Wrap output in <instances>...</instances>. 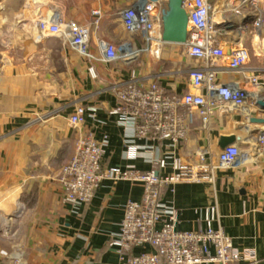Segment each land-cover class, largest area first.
Wrapping results in <instances>:
<instances>
[{
	"label": "crops",
	"instance_id": "0c3cea01",
	"mask_svg": "<svg viewBox=\"0 0 264 264\" xmlns=\"http://www.w3.org/2000/svg\"><path fill=\"white\" fill-rule=\"evenodd\" d=\"M134 1L0 0V264H120L112 243L119 237L126 203L139 202L142 188L103 181L89 203H65L57 176L71 160L79 135L106 137L104 169L167 175L171 156L196 162L208 145L216 155L220 137L235 136L245 147L249 136L260 134L256 129L264 131L246 121L264 119L249 106L232 119L214 115L209 131L194 116L187 142L175 152L135 139L132 126L110 114L117 106L116 87L128 79L123 65L84 59L56 38L35 42L34 16L38 10L47 14L55 9L82 25L90 21L92 10L100 9L106 17L97 36L114 43L133 40L109 15ZM3 61L9 64L3 66ZM198 65L184 59L180 46L164 44L159 55L143 54L138 75L179 95L188 88L187 69ZM246 73L253 74L249 69ZM218 78L224 83L241 80L228 71ZM79 106L87 109L86 119L73 128L67 119ZM149 146L155 158L166 160L165 168L147 159ZM129 147L137 148L139 157L130 159ZM160 201L174 209L179 231L204 228L208 209L217 207L212 226L245 253L239 264H264V149L235 168L218 171L213 184L166 185ZM153 252L150 246L135 247L127 257Z\"/></svg>",
	"mask_w": 264,
	"mask_h": 264
},
{
	"label": "built area",
	"instance_id": "2783aa9c",
	"mask_svg": "<svg viewBox=\"0 0 264 264\" xmlns=\"http://www.w3.org/2000/svg\"><path fill=\"white\" fill-rule=\"evenodd\" d=\"M166 1L135 0L109 15L133 40L114 43L97 36L106 17L100 9L92 10L90 21L83 25L67 19L56 9L47 14L38 10L34 34L35 42L59 39L89 61L123 65L128 70V79L116 87L117 106L110 114L119 116L123 124H130L135 139L162 144L175 152L187 142L194 116L209 131L214 115L232 119L237 112L243 113L247 107H255L258 100H264L263 91H259V77L246 73L249 52L241 38L264 31V0H184L188 35L185 45L180 46L182 56L199 65L187 69L188 88L179 95L169 94L156 80L148 83L138 75L143 54L159 55L164 45L162 11ZM238 35L241 37L237 38ZM226 71L239 74L241 80L221 82L218 76ZM88 72L94 77L92 67ZM86 115L85 107H76L68 116L69 125L73 128L83 125ZM250 119L247 117L246 121L249 123ZM244 145L241 147L236 141L219 149L216 155L208 145L198 153L196 162L171 156L172 172L162 175L156 170L104 169L101 163L106 137L97 140L93 132H88L77 137L73 156L57 178L63 201L71 206L89 203L103 181L141 186V200L126 203L119 237L112 243L118 247L120 264H239L246 258L245 253L235 248L221 229L212 226L218 218L217 207L208 209L204 228L179 231L174 209L163 205L160 196L166 185L213 184L218 171L237 167L251 153H261L264 135H251ZM148 150L147 159L160 169L165 168L166 160L155 158L151 147ZM128 152L130 159L139 157L135 147H129ZM142 246H150L154 252L127 257L133 248Z\"/></svg>",
	"mask_w": 264,
	"mask_h": 264
},
{
	"label": "water",
	"instance_id": "95a60500",
	"mask_svg": "<svg viewBox=\"0 0 264 264\" xmlns=\"http://www.w3.org/2000/svg\"><path fill=\"white\" fill-rule=\"evenodd\" d=\"M152 3L158 0H149ZM184 0H167L162 11V34L161 39L164 44L182 46L185 45L188 35V13L183 7ZM224 53L229 54L228 51ZM262 114H264V100H258L255 104ZM251 125L264 126V119L251 118ZM259 135H263L264 131L256 129ZM257 132V133H258ZM237 138L235 136L220 137L218 148L220 150L235 144Z\"/></svg>",
	"mask_w": 264,
	"mask_h": 264
},
{
	"label": "rangeland",
	"instance_id": "374dc122",
	"mask_svg": "<svg viewBox=\"0 0 264 264\" xmlns=\"http://www.w3.org/2000/svg\"><path fill=\"white\" fill-rule=\"evenodd\" d=\"M233 36L235 33L233 32ZM241 36L238 35L237 38ZM244 41V46L249 52V63L247 70L249 69L253 74L259 77L261 83V90L264 97V31L254 35L247 34L241 37ZM254 39V40H253Z\"/></svg>",
	"mask_w": 264,
	"mask_h": 264
},
{
	"label": "bare ground",
	"instance_id": "6f19581e",
	"mask_svg": "<svg viewBox=\"0 0 264 264\" xmlns=\"http://www.w3.org/2000/svg\"><path fill=\"white\" fill-rule=\"evenodd\" d=\"M31 2V1H30Z\"/></svg>",
	"mask_w": 264,
	"mask_h": 264
}]
</instances>
